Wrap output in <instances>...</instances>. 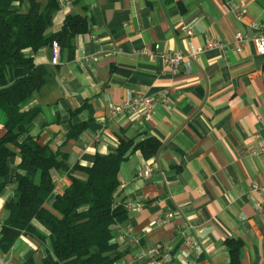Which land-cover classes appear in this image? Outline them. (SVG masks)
Here are the masks:
<instances>
[{
    "label": "crops",
    "instance_id": "obj_1",
    "mask_svg": "<svg viewBox=\"0 0 264 264\" xmlns=\"http://www.w3.org/2000/svg\"><path fill=\"white\" fill-rule=\"evenodd\" d=\"M58 1L50 32L60 31L71 14L87 17L91 27L74 38L73 51L60 49L58 63L52 62L53 46L34 54L49 75L23 103L24 109L39 108L30 133L66 153L70 166L91 165L121 139L163 142L158 155L129 151L121 165L117 202L131 208L114 228L121 255L115 264H150L139 251L156 244L168 248L166 264H184L186 232L201 247L197 264H229V238L244 241L241 264H264V56L252 39L264 32V0ZM238 32L248 36L242 51ZM209 40L225 45L208 48ZM156 43L162 51L184 53L190 67L175 74L159 55L144 52ZM140 92L165 94L168 101L157 100L148 120L112 114L113 105ZM87 121L79 136L68 137ZM19 160L10 158L12 174ZM146 165L151 176L137 177ZM51 173L49 206L70 183L67 173ZM15 188L11 181L0 194V235ZM51 250L49 239L22 233L8 253L0 252V264H44Z\"/></svg>",
    "mask_w": 264,
    "mask_h": 264
},
{
    "label": "trees",
    "instance_id": "obj_2",
    "mask_svg": "<svg viewBox=\"0 0 264 264\" xmlns=\"http://www.w3.org/2000/svg\"><path fill=\"white\" fill-rule=\"evenodd\" d=\"M28 3V5H26ZM58 0H0V194L15 182V195L6 205L0 235V252L8 253L22 233L41 241L50 240L52 250L44 264H115L121 257L114 242V228L127 220L125 202H117L122 163L129 151L146 158L158 155L163 142L150 136L140 142L121 139L113 151L97 153L91 165L70 166L67 154L42 143L29 130L39 108L24 109L23 103L47 81L48 67L37 64L34 54L58 41L73 51L74 38L89 31L87 17L71 14L62 29L50 32ZM90 122L73 126L68 137L79 136ZM19 157L15 173L10 158ZM52 169L67 173L70 183L49 206L55 189ZM76 171L86 174L75 175ZM229 264H241L244 241H226Z\"/></svg>",
    "mask_w": 264,
    "mask_h": 264
},
{
    "label": "built area",
    "instance_id": "obj_3",
    "mask_svg": "<svg viewBox=\"0 0 264 264\" xmlns=\"http://www.w3.org/2000/svg\"><path fill=\"white\" fill-rule=\"evenodd\" d=\"M237 5H234V7ZM238 17L242 18V13L238 11ZM253 26H256V23H253ZM189 34H192L191 30H188ZM248 36L242 32H238L235 36V43L237 45L238 51L243 50V44L247 40ZM253 41L255 42L257 51L260 55L264 56V32L260 31L259 33L252 36ZM225 43L221 40H209L207 43L208 48H222ZM60 49L61 46L58 41L53 43L52 51V62L58 63L60 59ZM150 55H159L165 63L171 68L172 72L179 74L184 71L186 68L190 67V61L187 59V56L179 51H162L160 50V45L155 44L153 50L146 49L144 51ZM157 100L168 101V98L165 94L159 96H153L148 93L140 92L134 95H130L122 105H113L111 112L113 115H119L124 113H129L133 116H138L143 119H151L156 108ZM264 123V117H261ZM153 168L151 165H146L140 168L137 171V177L148 178L151 176ZM257 206L261 207V203H257ZM128 209L131 208V204H126ZM172 213L168 214V218L172 217ZM165 219L159 220V222H164ZM132 231V227H128L125 230V233ZM184 243L187 247V258H185L184 264H197V259L201 252V247L191 232H186L184 234ZM140 255H147L150 257V264H166L171 260V255L166 246H161L160 244L153 245L147 249H141L139 251Z\"/></svg>",
    "mask_w": 264,
    "mask_h": 264
}]
</instances>
